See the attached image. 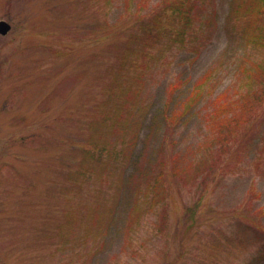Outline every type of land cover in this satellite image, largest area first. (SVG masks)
Instances as JSON below:
<instances>
[{"label":"rangeland","instance_id":"rangeland-1","mask_svg":"<svg viewBox=\"0 0 264 264\" xmlns=\"http://www.w3.org/2000/svg\"><path fill=\"white\" fill-rule=\"evenodd\" d=\"M242 1L0 0V264H264V102L212 124L261 87Z\"/></svg>","mask_w":264,"mask_h":264},{"label":"trees","instance_id":"trees-1","mask_svg":"<svg viewBox=\"0 0 264 264\" xmlns=\"http://www.w3.org/2000/svg\"><path fill=\"white\" fill-rule=\"evenodd\" d=\"M242 5L236 11V8L232 9V14L241 11L245 14L246 19V27L244 34L247 36L246 39L248 42L255 44L257 46H264V0H245L242 1ZM128 59H124L121 61L120 69L115 77L112 76V81L109 84L108 88L110 92L106 93L109 98L107 101V105L110 110L105 112L110 116L114 115L115 123L122 122L123 115H125L126 103L132 99V90L123 87L119 84L118 91L120 93V100H116L115 96L117 94L115 89L113 88L114 83L118 82L122 78H126V66L128 65ZM253 78L257 79L258 83L261 84V87L258 91L248 92L245 95L240 97V100L235 101L234 108H230L228 103L221 104L215 112V116L212 118V124L216 127V132L214 135V139L216 140V144H219L220 153L223 154L228 150V144L232 141H236L238 137L239 131L243 128V125L250 120L252 112L258 109V104L264 102V69L257 66V72L252 73ZM251 75L249 76L250 79ZM127 79V78H126ZM117 97V98H118ZM196 101V98H193V101L186 105L185 109L179 115V120L184 119L189 109L192 108V105ZM115 103H118L119 107L114 106ZM113 104V107H111ZM238 109H240L238 111ZM231 116L228 115V112H231ZM226 116V118H223ZM158 117V116H157ZM122 118V119H121ZM156 118V117H155ZM156 120L154 122L155 126L157 124ZM94 138H90L89 144L93 142H97L100 140V136H96L94 132ZM86 157L93 159L96 157L88 150L85 151ZM96 160L98 158L96 157ZM155 191V189L153 190ZM158 195V193H156ZM154 201L157 202V199L154 197ZM75 219V215L71 216ZM98 216H96L97 218ZM137 219L134 218V221ZM263 257H260L258 262L262 260Z\"/></svg>","mask_w":264,"mask_h":264},{"label":"water","instance_id":"water-1","mask_svg":"<svg viewBox=\"0 0 264 264\" xmlns=\"http://www.w3.org/2000/svg\"><path fill=\"white\" fill-rule=\"evenodd\" d=\"M10 30H11V26L9 23H7L5 21H0V34L2 36L7 35Z\"/></svg>","mask_w":264,"mask_h":264}]
</instances>
